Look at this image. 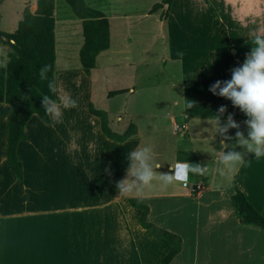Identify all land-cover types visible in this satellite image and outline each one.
<instances>
[{"label": "crops", "instance_id": "1", "mask_svg": "<svg viewBox=\"0 0 264 264\" xmlns=\"http://www.w3.org/2000/svg\"><path fill=\"white\" fill-rule=\"evenodd\" d=\"M57 1L54 13L55 80L62 92L70 93L72 98L81 99V105L83 102L86 105L95 93L93 82L99 76L96 74L99 59L109 62L112 18L99 10L109 21L110 46L97 56L90 74H85L80 64L72 70L66 69L63 64L69 58L68 47L75 44L70 40L72 34L67 26L73 22V17L65 7L57 6ZM220 1L215 0V3L221 5ZM85 2L93 8L96 1ZM175 2L173 0V5ZM26 4L30 12L37 8L36 0L24 2V8ZM211 8L220 16L215 4ZM253 8V0H230L221 5L225 12L240 10L249 13ZM205 26L174 25L168 29L171 60L179 61L183 72L182 84L176 87L182 92L177 116L189 128V137L183 139L173 133L172 124L176 123L177 117L168 112L166 118L171 135L182 138V141H174L165 156H157L150 147L153 166H158L155 169L159 171L157 174H172L171 169L184 162L209 165L207 172L204 175L189 173L186 183L177 180L165 183L158 179L140 193L115 198L116 182L125 178L127 154L140 147L139 129L125 142L111 143L101 131L99 118L89 112L90 102L86 113L92 116H85L83 120V115L75 117V107L64 109L62 123L55 127L45 126L38 116L33 115L25 125V139L17 149L22 164V183L11 173L5 147L0 156V264H159L170 244L153 237L149 230L140 226L141 211L133 208L129 200L147 206L150 223H156L154 225L181 238V251L169 264H264V230L242 224L230 199L238 189L264 215V173L248 170L242 174V165L235 173H229L217 166L214 155L221 140L212 132L213 115L218 114V109L221 106L227 108L222 123L232 114L246 133L248 129L244 121L247 117L234 108L231 101L209 91L216 81L231 79L232 69L241 66L250 53L239 49L249 48L246 43L254 36H249L252 31L233 24L227 28L210 27L212 31ZM218 32L223 33L221 46L213 51L217 48L212 40H217ZM232 34L237 38L231 37ZM227 36L231 41L238 40L237 45L228 43ZM81 45L77 43L78 53ZM207 49L214 52L216 59L209 63L190 59L204 56ZM196 69L201 72L196 74ZM105 78L104 73L99 82H104ZM109 92L113 91L104 95L109 97ZM129 92L134 93L132 89ZM167 96L174 97L171 93ZM189 103L194 106L188 108ZM178 107L179 101H173L170 109L176 112ZM94 110L100 111L95 107ZM106 111L100 112L106 114L113 131L120 120L117 118L115 123L111 122ZM188 120L196 121L195 126ZM152 127L156 129L157 125ZM157 131L160 132L158 128ZM164 139L161 137L163 144L166 143ZM105 169L112 173L111 176ZM223 173L229 177L225 185L218 181ZM14 179L20 186H15ZM197 185L202 187L201 192L191 194ZM167 219L169 222L165 223ZM176 220L181 223H175Z\"/></svg>", "mask_w": 264, "mask_h": 264}, {"label": "rangeland", "instance_id": "2", "mask_svg": "<svg viewBox=\"0 0 264 264\" xmlns=\"http://www.w3.org/2000/svg\"><path fill=\"white\" fill-rule=\"evenodd\" d=\"M27 1L30 0H0L1 31L12 33L16 29L24 10V2ZM95 1L93 8H99L98 10L105 11L108 17L112 18V21H110L112 26V44L108 52L109 62L104 63L102 61L103 58L99 59L96 73L99 76H94L95 80L93 82L95 93L92 95L90 101L86 102L87 106L84 102L83 105L79 103L81 99L77 97L75 99L73 98L77 101V105L79 103V106L75 107L76 111L74 115L75 117H78V115L81 117L83 115L82 119L85 116H92L86 113L89 102L97 110H107L106 112L109 113L108 118L111 122L115 123L117 118L120 120L117 127L112 126L113 133L121 135L127 130V126L133 125L136 130L139 129L140 131V137L138 139L140 147L152 146L157 156H160V154L163 156L168 155V148L174 146V141L178 139L182 141V138L187 139L189 137L188 128L185 135H176L182 138H174L171 135L168 119L166 118L168 112H171L177 117L176 124L181 125L184 122L177 116L182 104V92L176 88L182 84L183 72L181 63L171 60V47L168 36L170 26L190 25L193 27H204L206 25L211 29L210 27L213 26L227 28L230 24H233L240 26L244 30L248 29L247 31L249 32L252 31L253 34H249V36H255L257 34L264 35V0H253L254 8L249 13H242L240 10H237V12L235 10H231V12L223 11L221 5H223L224 1L228 2L230 0H221V5L216 4L215 0H209L211 4L207 0H176L175 5H173L172 0L170 10L168 9L169 11L165 5L163 8H159L153 12V6L160 3L161 0ZM201 1H203L206 8L203 7ZM57 2V6L65 7L69 16L73 17V22L68 23L67 26H69V33L72 34V36L70 35V40H72L71 42L74 41L75 44L71 43L69 45V58L64 60L63 64L64 68L72 70L73 67L79 64L77 43L81 44L83 41L80 27L81 23L77 18L72 16L70 7L63 0H58ZM27 4L26 6H28ZM212 4H215V10L220 16L214 14L211 8ZM249 14L253 16H249ZM77 21L78 24H76ZM214 22L215 24H213ZM210 33L213 34V32ZM222 35V32H218L216 34L217 40H212L216 43L215 47L217 48L213 51L220 49V38ZM230 36L237 38L233 34ZM231 37L227 36L228 43L232 42L233 44L231 45H237L238 40L234 39L236 41H231ZM213 51L207 49L204 56H195L190 59L192 61L209 63L211 60L216 59L214 58ZM194 54L199 53L194 52ZM59 68H61V65H59ZM200 72L196 69V74ZM104 73L106 75L104 82H99V78ZM130 89L134 93L129 92ZM116 90L123 91L112 97H106L104 95L107 91ZM168 93H171L174 97H168ZM173 101H179V107L176 108V112L170 109ZM78 107H80L79 111H77ZM8 111L10 112L8 105L0 104V156L2 149L4 147L6 148ZM188 123L195 126L196 121L188 120ZM153 124L157 125L160 132L157 131V128L154 129L152 127ZM240 131L247 137L244 129H240ZM228 134L233 137L235 136L233 129ZM161 137L165 138L164 141L166 143L163 144L161 142ZM108 141L110 140L108 139ZM110 142L118 144L113 141ZM227 143L234 144L235 141H228ZM166 144H168V147L165 146ZM219 150L220 146L215 149V151ZM236 150L243 151L240 148ZM215 151L214 155L217 158ZM244 160L245 163L242 164L240 169L242 174L248 170L264 173V157L257 160L254 156L250 155L247 157L244 156ZM256 168L257 170H255ZM155 171L156 173L159 172L157 170ZM221 175L223 177L219 176L218 181L225 185L229 177L224 173ZM158 179L159 177L154 179L152 183ZM14 180L15 186H20L16 179ZM169 219L165 223L169 222ZM175 223L180 224L181 222L176 220Z\"/></svg>", "mask_w": 264, "mask_h": 264}, {"label": "trees", "instance_id": "3", "mask_svg": "<svg viewBox=\"0 0 264 264\" xmlns=\"http://www.w3.org/2000/svg\"><path fill=\"white\" fill-rule=\"evenodd\" d=\"M71 9L75 18L81 22L82 45L79 49L80 69L87 75L95 68L96 58L107 51L110 46L109 21L103 13L90 7L85 0H63ZM172 0H161L155 4L152 12L167 6L170 9ZM36 10L30 12L24 8L21 19L12 33L0 30V104L8 105L10 112L7 116L6 162L18 182L23 181L22 164L18 159L17 149L25 139V125L33 115L41 120L45 117L42 107L43 95L57 97L49 92L48 81L39 77V69L51 65L48 73L49 80L55 79L54 62L56 59L54 28L56 0H36ZM239 51L250 52L252 43ZM251 47V48H250ZM5 52V53H3ZM120 91L109 92L108 96L117 95ZM89 112L99 118L101 131L106 138L117 143H123L135 135L136 129L129 125L121 135L111 131L105 113L95 111L89 105ZM231 203L236 217L244 225L264 230V215L260 214L238 189L231 196ZM133 208L141 211L140 226L149 230L153 237L162 238L170 244L169 251L159 264H169L181 251V238L164 230L147 219V206L129 200Z\"/></svg>", "mask_w": 264, "mask_h": 264}, {"label": "clouds", "instance_id": "4", "mask_svg": "<svg viewBox=\"0 0 264 264\" xmlns=\"http://www.w3.org/2000/svg\"><path fill=\"white\" fill-rule=\"evenodd\" d=\"M254 47L246 55L241 66L232 69L231 79L216 81L209 87V91L216 96L231 101L234 108H238L247 119L244 123L247 126V137L240 131V125L229 114L225 122L221 118L227 108L221 106L218 114L213 115V135L221 137L220 150L215 151L217 160L215 163L221 170L235 173L245 163L244 156L251 154L257 160L264 157V35L257 34L251 40ZM52 70L51 65H44L39 69V77L42 81L47 80L48 90L56 99L50 95H43L42 107L45 117L41 120L45 126L55 127L62 123L63 110L77 107V101L70 93L62 92L55 79L49 80L48 73ZM193 103L187 105L192 108ZM235 129V136L229 135V131ZM235 141L234 144L227 143ZM240 148L243 151H237ZM128 167L125 178L116 182L117 195L121 198L132 193H140L150 186L152 181L159 177L165 183L174 180L187 182L189 173L204 175L209 165L190 164L184 162L173 167L175 174H157L153 166V150L150 146L138 147L127 154ZM177 168L179 171H177ZM109 176L111 172L105 169Z\"/></svg>", "mask_w": 264, "mask_h": 264}, {"label": "built area", "instance_id": "5", "mask_svg": "<svg viewBox=\"0 0 264 264\" xmlns=\"http://www.w3.org/2000/svg\"><path fill=\"white\" fill-rule=\"evenodd\" d=\"M187 125L185 123L179 125V124H176V123H173L172 124V131L175 135H185L187 133ZM176 167V165L174 166ZM177 171H179V169L177 168ZM171 172L173 173V175L175 174V169L172 168L171 169ZM181 183H185L184 181H179ZM202 190V187L200 185H197L195 186L194 188H192L191 190V194H198L199 192H201Z\"/></svg>", "mask_w": 264, "mask_h": 264}]
</instances>
